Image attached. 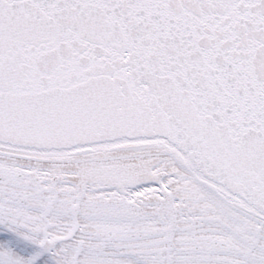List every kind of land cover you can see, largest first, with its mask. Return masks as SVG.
Returning a JSON list of instances; mask_svg holds the SVG:
<instances>
[{"label":"snow or ice","instance_id":"1","mask_svg":"<svg viewBox=\"0 0 264 264\" xmlns=\"http://www.w3.org/2000/svg\"><path fill=\"white\" fill-rule=\"evenodd\" d=\"M0 264H264V0H0Z\"/></svg>","mask_w":264,"mask_h":264}]
</instances>
